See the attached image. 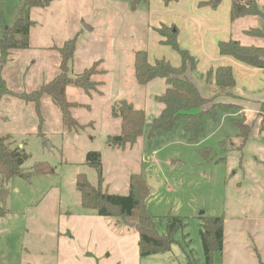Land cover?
<instances>
[{
    "label": "rangeland",
    "instance_id": "rangeland-1",
    "mask_svg": "<svg viewBox=\"0 0 264 264\" xmlns=\"http://www.w3.org/2000/svg\"><path fill=\"white\" fill-rule=\"evenodd\" d=\"M23 2L0 0V39ZM151 2L154 0H50L47 6L30 10L34 24L29 32V48L11 50L2 56L0 136L10 137V147L22 149L27 155L21 166L24 174L32 173L39 163L54 172L32 174L28 180L15 176L0 184V193H5V199L0 198V264H57L60 219L81 209L74 186L76 175L83 174L91 185L97 184V171L85 163L90 151L101 155L104 186L110 194L126 195L132 174L154 179L157 188L147 187L144 203L157 234L165 232L168 215L183 218L186 224L169 252L142 257L139 264H204L199 217L233 214L231 205L243 198V192L237 193L232 184L242 172L241 167L246 171L244 164L239 165L234 159H228L226 164L217 162L222 158L219 138L224 131L229 132L233 118H227L223 131H217L223 114L218 109V122L205 117L203 131L193 142L184 131L183 120L169 132L159 130L151 137L148 135L149 124L159 107L155 97L160 96L163 83L155 81L149 92L145 85H138L133 56L137 51L159 55V47L150 42L147 31ZM72 39L74 54L67 66L68 76L74 78L101 61L95 66L91 80L103 85L96 86L100 95L91 96L72 85L66 88L69 102L85 106L72 109L71 114L79 124L86 125L68 133L61 124L60 111L48 97H42L37 114L30 105L3 91L30 93L51 81L58 74L59 56L55 49ZM255 44L261 45L256 41ZM211 87L217 93L211 104L222 103L240 110L238 101L228 92L224 95L223 90ZM119 100L145 111L146 127L131 149L116 151L107 146L106 139L119 133L120 120L111 115ZM45 141L50 145L48 148L43 147ZM240 141L228 139L224 145L237 147ZM203 148L210 149V158L199 154ZM247 153L248 150L244 163ZM106 224L115 237L123 239L99 236L96 250L99 255L105 252L99 256V262L132 264L135 233L122 224L116 227L109 221Z\"/></svg>",
    "mask_w": 264,
    "mask_h": 264
},
{
    "label": "trees",
    "instance_id": "trees-1",
    "mask_svg": "<svg viewBox=\"0 0 264 264\" xmlns=\"http://www.w3.org/2000/svg\"><path fill=\"white\" fill-rule=\"evenodd\" d=\"M137 2L148 0H136ZM177 0H161L167 6ZM50 0H24L18 8L17 16L12 25L5 29L0 39V61L6 52L11 50H26L29 48V32L34 22L30 19V10L35 7H45ZM217 0H207L200 5H218ZM246 18L256 21L257 25L243 32V36L260 42L261 45L246 46L237 39H229L218 43V52L222 56H228L234 60L258 68L264 71V0H231V21ZM161 37V44L169 46L181 58V66L173 68L165 59L156 60L150 64L147 60L146 51H137L133 56L134 78L138 85L144 86L153 79H163L166 84L165 92L155 100L162 105L160 113L149 124V137L156 131H171L180 120L185 122L184 131L189 136V141H196L203 131V119L206 116L215 118L216 111L231 110L229 105L222 103L211 104V99L203 98L196 86L185 76V72L194 70L196 62L194 58L184 49L180 48L177 41V32L174 27L162 26L155 29ZM74 39L66 41L62 47L55 50L59 56L58 74L49 82L40 85L37 90L30 93L5 92L30 105L37 114L40 110V102L43 96L50 99L51 103L60 111L61 124L63 128L71 133L83 129L85 126L79 124L72 116L74 108H84V105L69 102L66 98V88L69 85L82 90L88 96L92 93L101 94L91 80L95 75V66L101 61L94 62L90 68L85 69L78 76L71 78L67 74V66L74 54ZM1 65V64H0ZM2 67H0L1 69ZM101 74L104 71L101 70ZM205 81L209 86H214L223 91H230L234 85L232 69L230 66L218 67L205 75ZM2 82V81H1ZM3 83V82H2ZM1 83V86H2ZM210 104L208 108L206 105ZM113 109L111 115L120 120V130L117 135L108 136L106 144L111 149L122 150L125 147L132 148L143 134L146 127V116L143 110L135 109L126 100H120ZM264 107V104L262 105ZM88 108V107H86ZM261 123H264V108L261 110ZM91 126V123H89ZM240 144L249 136V127L244 119L236 122ZM229 143V142H228ZM11 140L8 136H0V176L1 183L11 177H22L28 180L32 174H52L54 170L44 163L36 164L32 173L24 174L21 166L27 160V155L22 149L10 147ZM233 147V145H231ZM230 146V147H231ZM202 157H208L210 149L199 150ZM85 163L97 171V184L91 185L85 175L77 174L75 179V190L79 196V202L83 209L92 210L116 227L122 224L127 230L138 235L137 249L140 258L164 254L169 252L171 246L176 243L177 234L182 231L186 224L183 218L166 217V227L163 234H157L154 228L153 218L150 217L145 208V197L148 188L145 178L141 174H132L128 179V192L126 195H115L108 193L104 186L101 170V155L90 151L86 154ZM45 168V169H44ZM47 170V171H45ZM199 238L203 250L204 264H212L215 253L222 251L223 246V217L205 216L199 217ZM190 264V263H189Z\"/></svg>",
    "mask_w": 264,
    "mask_h": 264
},
{
    "label": "crops",
    "instance_id": "crops-1",
    "mask_svg": "<svg viewBox=\"0 0 264 264\" xmlns=\"http://www.w3.org/2000/svg\"><path fill=\"white\" fill-rule=\"evenodd\" d=\"M205 1L207 0H177L167 6L163 5L161 0L151 2L147 31L151 37L150 42L159 47V55H150L146 51L147 60L153 64L156 60L165 59L173 68L177 69L181 66L180 56L169 46L162 45L161 37L155 31L165 26L175 28L180 48L194 58L195 69H188L185 76L196 86L203 98L211 99L217 94L206 83L205 75L218 67H231L235 85L230 91H223V93L225 95L228 92L234 97L238 101L240 110H220L223 114L217 131H223L227 118L233 119L229 125V132L224 131L223 137L219 138L222 158L217 162L226 164L228 159H234L237 164H244L247 174L241 167L242 172L236 176L232 184L237 193L243 192V198L231 205L234 213L228 216L224 212L220 214L223 217V246L221 252L214 254L212 264H264V123H261L260 115L264 108L262 106L264 104V71L240 63L231 57L222 56L218 52V43L229 39L240 40L246 46L255 45V41L243 36V32L256 26L257 23L246 18L231 21V0H220L213 8L200 5ZM155 81L163 83L161 96L166 89L163 79L151 80L145 85L146 91L149 92ZM221 97L219 99L223 100ZM158 105L156 116L162 109V105L160 103ZM209 118L218 122L217 113L215 118ZM210 119L205 122L208 123ZM239 119H244L249 127V136L240 149L226 147L225 141L233 140L238 135L236 122ZM246 150L248 153L244 163ZM210 157L211 154L206 159ZM228 205L230 204L225 206ZM80 208L75 213L62 216L60 219L61 233L57 264H101L99 256H104L105 252L102 251L99 255L96 250L98 237L105 236L111 240L123 239L115 237L113 230L106 224L107 220L98 217L92 210L83 209L81 205ZM214 213L218 212L210 214L219 215ZM133 236L136 249L135 259H133L135 261L132 264H139L138 235L135 233Z\"/></svg>",
    "mask_w": 264,
    "mask_h": 264
},
{
    "label": "water",
    "instance_id": "water-1",
    "mask_svg": "<svg viewBox=\"0 0 264 264\" xmlns=\"http://www.w3.org/2000/svg\"><path fill=\"white\" fill-rule=\"evenodd\" d=\"M217 1H219V0H217ZM85 28H86L88 31H91V29H90L89 27L85 26ZM49 146H50V145H49V143H48L47 141H45V142L43 143V147L48 148ZM145 182H146L147 187H149L150 189L157 188V184L155 183V181H154V179H153L152 177H150V176H146ZM0 198H1L2 200H4V199H5V193H2V192H1V193H0Z\"/></svg>",
    "mask_w": 264,
    "mask_h": 264
}]
</instances>
